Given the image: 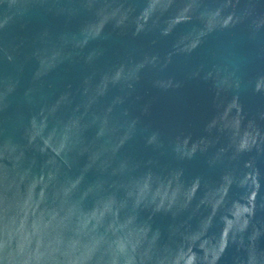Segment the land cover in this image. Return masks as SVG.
Masks as SVG:
<instances>
[{
	"label": "water",
	"instance_id": "water-1",
	"mask_svg": "<svg viewBox=\"0 0 264 264\" xmlns=\"http://www.w3.org/2000/svg\"><path fill=\"white\" fill-rule=\"evenodd\" d=\"M0 264H264V0H0Z\"/></svg>",
	"mask_w": 264,
	"mask_h": 264
}]
</instances>
